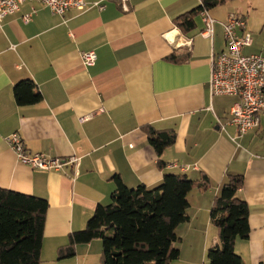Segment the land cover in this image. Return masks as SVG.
I'll use <instances>...</instances> for the list:
<instances>
[{
    "label": "crops",
    "instance_id": "crops-1",
    "mask_svg": "<svg viewBox=\"0 0 264 264\" xmlns=\"http://www.w3.org/2000/svg\"><path fill=\"white\" fill-rule=\"evenodd\" d=\"M87 2V11L62 16L26 2L0 24V189L48 201L41 264H101L100 239L78 245L72 258L58 253L97 206L111 203L114 176L134 189L156 187L168 174L209 183L189 194L190 220L177 229L180 259L171 264H209L207 251L219 243L210 212L230 176L243 177L238 196L249 208L250 234L236 241L235 252L244 264H264V116L240 137L229 124L239 99L210 94L211 57L225 49L222 23L231 14L246 19L253 38L244 54L264 56V0L209 10L217 21L212 38L201 35L200 13L192 32L176 26L200 0H127L126 10L121 0ZM88 51L97 62L86 68L81 54ZM187 54L185 63L168 61ZM27 80L42 101L19 106L14 87ZM146 126L174 132V145L158 156ZM15 133L33 154L79 158L78 174L70 166L57 172L22 163L6 141Z\"/></svg>",
    "mask_w": 264,
    "mask_h": 264
},
{
    "label": "trees",
    "instance_id": "trees-1",
    "mask_svg": "<svg viewBox=\"0 0 264 264\" xmlns=\"http://www.w3.org/2000/svg\"><path fill=\"white\" fill-rule=\"evenodd\" d=\"M198 10L176 20L183 34L196 28V16L234 0H200ZM189 54L172 55L168 61L182 64ZM32 81H22L14 87L19 106L35 105L42 95ZM148 142L158 156L174 145L176 134L153 126L143 128ZM115 190L109 205L96 207L84 230L74 232L58 258L75 256L76 247L100 239L103 244L101 264H171L180 259L176 247L180 238L177 229L189 222V194L200 186L208 187V179H189L186 175H165L161 184L148 188L140 185L128 188L119 176H114ZM202 183V184H200ZM242 176H230L214 200L210 220L218 230L219 243L207 251L209 264H244L235 252L237 240H247L250 234L249 208L238 193ZM48 201L42 198L0 189V264H41Z\"/></svg>",
    "mask_w": 264,
    "mask_h": 264
},
{
    "label": "built area",
    "instance_id": "built-area-1",
    "mask_svg": "<svg viewBox=\"0 0 264 264\" xmlns=\"http://www.w3.org/2000/svg\"><path fill=\"white\" fill-rule=\"evenodd\" d=\"M121 1L126 10L127 0ZM26 2H39L48 7L54 15L60 16L68 11L85 12L90 8L87 0H0V24L7 16L16 14ZM94 6L103 9L99 3ZM200 14L204 23L201 35L212 38L217 21L208 10L204 9ZM24 20L29 22L31 15L25 16ZM222 26L225 49L211 57L210 94L212 97L233 96L239 99L230 111L229 124L236 128L241 137L257 129L260 117L264 116V56L244 54V50L253 43L245 18L231 14ZM187 47L191 49L192 39L187 41ZM81 59L87 68L96 64L97 55L94 51L83 52ZM91 117L90 115L81 120L88 121ZM218 123L220 128L225 130L219 120ZM6 141L18 159L33 169L61 172L70 166L75 169V174H78L80 159L77 157L63 160L46 154H33L26 150L17 133L9 136ZM190 169V166L182 167L184 172Z\"/></svg>",
    "mask_w": 264,
    "mask_h": 264
},
{
    "label": "rangeland",
    "instance_id": "rangeland-1",
    "mask_svg": "<svg viewBox=\"0 0 264 264\" xmlns=\"http://www.w3.org/2000/svg\"><path fill=\"white\" fill-rule=\"evenodd\" d=\"M197 22H199V19H197ZM178 245V244H177Z\"/></svg>",
    "mask_w": 264,
    "mask_h": 264
}]
</instances>
